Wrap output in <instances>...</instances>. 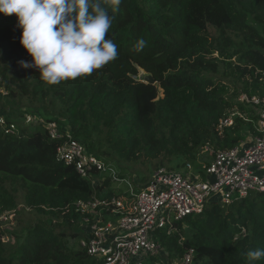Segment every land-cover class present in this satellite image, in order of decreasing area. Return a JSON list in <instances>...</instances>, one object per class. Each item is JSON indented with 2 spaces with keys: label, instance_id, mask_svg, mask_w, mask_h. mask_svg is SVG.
I'll return each instance as SVG.
<instances>
[{
  "label": "trees",
  "instance_id": "1",
  "mask_svg": "<svg viewBox=\"0 0 264 264\" xmlns=\"http://www.w3.org/2000/svg\"><path fill=\"white\" fill-rule=\"evenodd\" d=\"M21 34L15 14L0 13V115L18 129L0 128V210L20 207L12 240L23 233L18 242L0 240V264H97L79 244L69 245L81 236L72 205L115 197L128 209L135 200L112 186L111 174L95 171V186L59 160L60 142L43 125L26 124V114L58 122L110 167L109 158L156 170L181 160L185 167L206 146L237 145L243 125L256 133L257 109L239 98L264 96V0H122L108 33L117 58L57 85L21 65L31 62ZM234 111V125L220 135L221 119ZM151 177L132 184L140 190ZM22 214L35 218L25 225ZM175 226L158 230L171 257L194 248V264H247L249 250L264 248V192L230 205L212 200Z\"/></svg>",
  "mask_w": 264,
  "mask_h": 264
},
{
  "label": "built area",
  "instance_id": "2",
  "mask_svg": "<svg viewBox=\"0 0 264 264\" xmlns=\"http://www.w3.org/2000/svg\"><path fill=\"white\" fill-rule=\"evenodd\" d=\"M239 99L254 106L259 115L251 140L242 139L232 148L213 151L211 162L201 170L191 163L182 170L160 167L137 192H133L134 185L128 183L130 193H135V200L128 209L115 197L78 200L72 205L82 215L79 245L97 264H173L162 258L168 253L160 244L158 230L174 232L177 221L201 214L212 200L230 205L251 192H264V96L242 94ZM237 114L234 111L221 119L217 128L220 135L226 127L234 125ZM24 121L43 125L50 137L60 142L58 159L74 165L78 173L92 180L95 186L100 184L95 171L125 181L118 178L113 167L90 152L84 142L63 131L58 122L32 114H26ZM0 128L18 132L16 123H9L3 115H0ZM203 149L207 151L209 146ZM18 209L0 210L2 242L12 241ZM183 239L181 236L180 241ZM195 254V249L189 248L175 264H194Z\"/></svg>",
  "mask_w": 264,
  "mask_h": 264
},
{
  "label": "clouds",
  "instance_id": "3",
  "mask_svg": "<svg viewBox=\"0 0 264 264\" xmlns=\"http://www.w3.org/2000/svg\"><path fill=\"white\" fill-rule=\"evenodd\" d=\"M122 0H0V13L15 14L20 44L31 56L25 68L39 70L50 85L91 75L118 56L109 38ZM111 14H110V11ZM107 37V38H106ZM143 48L145 41L140 40ZM247 264L264 258V248L249 250Z\"/></svg>",
  "mask_w": 264,
  "mask_h": 264
},
{
  "label": "rangeland",
  "instance_id": "4",
  "mask_svg": "<svg viewBox=\"0 0 264 264\" xmlns=\"http://www.w3.org/2000/svg\"><path fill=\"white\" fill-rule=\"evenodd\" d=\"M145 75H146V73L143 70H140L139 77L143 79V77ZM23 109L26 110V108H23ZM240 134H241V139H244V140L245 139L251 140L253 138V136H255L254 129H252L248 124L242 126V128L240 129ZM213 151H214V149L211 146H209V150H207V151L205 149H201L198 152L197 159L193 162V164L192 163L191 164L195 168L203 167V166L205 167V165H207V164H209V162H211V160L213 158ZM108 160L109 161H106V162L114 167V169L117 172L118 178L124 179L125 181H128V182H125V181L115 180L113 182L112 186L117 188L119 191H123L126 193L130 192V188H129L130 186L128 185V183H133L132 180L134 178L137 179L136 180L137 185L138 184L140 185L141 183L145 182V180H142L143 177H146V180H147L149 177L152 176V174L156 170V168L153 165H150L147 162L129 163V162L121 161L118 158H109ZM181 163H182L181 160H174L171 163H169L168 165L166 164L165 166L173 168V169L182 170L184 167L179 166V164H181ZM184 166L186 167L185 164H184ZM137 191L138 190H137L136 184H135V186L133 188V192H137ZM20 218L25 221V225H26L27 220L34 219L35 217L31 216L30 214H22V215H20ZM80 221H82V215H81ZM184 226L186 227L187 230L189 229V226L187 224H184ZM16 227L13 231L16 230ZM23 229L21 230L22 232H23ZM19 230H20V228H19ZM22 235H23V233L18 232V235L16 236V238H13L12 241L17 240V242H18L19 239L21 240ZM79 240H80V237H78L76 239H69V245L75 247L79 244ZM168 255H169V253H168ZM167 258H166L167 262L173 263V264H175L176 262H179V259H180L177 255L173 256V257H171L169 255Z\"/></svg>",
  "mask_w": 264,
  "mask_h": 264
},
{
  "label": "water",
  "instance_id": "5",
  "mask_svg": "<svg viewBox=\"0 0 264 264\" xmlns=\"http://www.w3.org/2000/svg\"><path fill=\"white\" fill-rule=\"evenodd\" d=\"M143 80L145 82H150V83H155V80L153 78V76L151 74H146L144 77H143Z\"/></svg>",
  "mask_w": 264,
  "mask_h": 264
},
{
  "label": "crops",
  "instance_id": "6",
  "mask_svg": "<svg viewBox=\"0 0 264 264\" xmlns=\"http://www.w3.org/2000/svg\"><path fill=\"white\" fill-rule=\"evenodd\" d=\"M169 256V255H168ZM166 254H163L162 255V258L164 259V261H166L167 262V260H166V258L168 257ZM168 259V258H167Z\"/></svg>",
  "mask_w": 264,
  "mask_h": 264
}]
</instances>
